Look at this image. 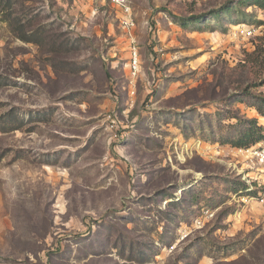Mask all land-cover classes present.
<instances>
[{
	"label": "rangeland",
	"instance_id": "obj_1",
	"mask_svg": "<svg viewBox=\"0 0 264 264\" xmlns=\"http://www.w3.org/2000/svg\"><path fill=\"white\" fill-rule=\"evenodd\" d=\"M254 3L0 0V264H264Z\"/></svg>",
	"mask_w": 264,
	"mask_h": 264
},
{
	"label": "trees",
	"instance_id": "obj_2",
	"mask_svg": "<svg viewBox=\"0 0 264 264\" xmlns=\"http://www.w3.org/2000/svg\"><path fill=\"white\" fill-rule=\"evenodd\" d=\"M254 2L255 6L264 10V0H254ZM262 55H260V57L256 60L259 65H264V58H262ZM262 85H264V78H260V82L258 84L251 85L244 91V93L246 97L253 99L251 107L255 108L261 117L264 118V93L256 94L252 90V88ZM231 118L237 120V124L231 127L235 129L237 133L233 138H230L231 140L226 141L231 142L233 146L239 148H249L264 140V127L260 126L257 120L243 119L239 116H231Z\"/></svg>",
	"mask_w": 264,
	"mask_h": 264
},
{
	"label": "built area",
	"instance_id": "obj_3",
	"mask_svg": "<svg viewBox=\"0 0 264 264\" xmlns=\"http://www.w3.org/2000/svg\"><path fill=\"white\" fill-rule=\"evenodd\" d=\"M137 53H138V51L136 50V48H134L132 51L131 63H130L131 69L135 72L138 70V66H139ZM241 153H246L247 156H252L254 158H257L259 160V162L261 163V166L264 167V148L246 149L244 151H241ZM262 178H263L262 183L264 185V176Z\"/></svg>",
	"mask_w": 264,
	"mask_h": 264
}]
</instances>
